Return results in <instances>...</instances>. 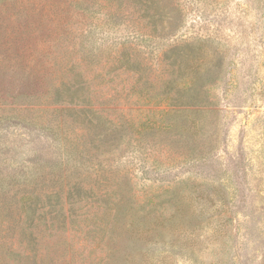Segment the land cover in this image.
<instances>
[{
	"label": "trees",
	"instance_id": "trees-1",
	"mask_svg": "<svg viewBox=\"0 0 264 264\" xmlns=\"http://www.w3.org/2000/svg\"><path fill=\"white\" fill-rule=\"evenodd\" d=\"M8 3L0 2V122L47 132L61 145L65 157L60 162L66 169L49 177L18 179L11 187L0 185V206L7 204L15 214H0L5 219L0 221V264H11L10 255L32 259L33 264L43 256L64 260L72 251L71 234L82 220L100 214L108 234L119 218L120 200L113 195L119 191L122 199L131 189L128 173L112 170L123 144L146 140L162 145L165 137L172 141L185 134L194 145L188 158L205 157L198 136L217 125L222 108L211 90L223 68L212 71L209 44L201 36L170 44L156 68L145 58L138 60L139 40L155 48L153 41L172 38L184 26L188 9L181 0ZM92 13L117 25L129 18L128 40L105 60L102 49L95 52V46L80 40ZM141 106L158 116L141 119ZM108 162L107 174L115 175L110 190H103L96 183L109 180ZM82 173L89 182L82 181ZM19 238L21 245H16Z\"/></svg>",
	"mask_w": 264,
	"mask_h": 264
},
{
	"label": "rangeland",
	"instance_id": "rangeland-1",
	"mask_svg": "<svg viewBox=\"0 0 264 264\" xmlns=\"http://www.w3.org/2000/svg\"><path fill=\"white\" fill-rule=\"evenodd\" d=\"M6 1L11 5L13 0ZM181 2L188 9L184 26L172 38L153 41L155 48L139 40L137 55L156 68L170 44L197 36L207 39L211 69L223 72L211 90L222 108L217 125L198 136L205 157L188 158L194 145L185 134L172 141L165 137L171 147L146 140L123 144L112 170L128 173L131 189L122 199L119 191L113 195L121 208L108 233L111 239L107 241L100 214H90L92 219L82 220L71 234L72 251L64 260L43 256L35 264H264V0ZM91 17L80 40L95 46V52L102 49L105 60L128 40L129 18L117 25L96 13ZM6 53L10 56L11 51ZM147 108L141 106V119L158 116ZM64 157L61 145L47 132L0 122L2 188L18 179L64 171ZM105 164L107 174L111 167ZM107 175L110 181L98 180L96 187L111 185L115 174ZM81 177L90 181L85 173ZM112 188L117 190V185ZM8 213L15 216L7 204L0 206V214ZM10 256L11 264H33L32 259Z\"/></svg>",
	"mask_w": 264,
	"mask_h": 264
}]
</instances>
